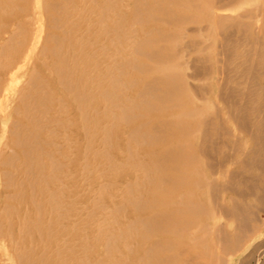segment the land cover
Listing matches in <instances>:
<instances>
[{
	"label": "rangeland",
	"instance_id": "1",
	"mask_svg": "<svg viewBox=\"0 0 264 264\" xmlns=\"http://www.w3.org/2000/svg\"><path fill=\"white\" fill-rule=\"evenodd\" d=\"M164 2L0 0V264L164 263L167 252L160 246L145 249L163 239L152 234L165 225L155 213L181 208L164 204L166 194L174 198L181 189L168 188L166 162L148 155L159 151L168 128L183 125L170 119L175 109H168L152 86L162 76L154 60L164 61L168 54L187 98L215 123L192 131L188 145L195 160L187 165L189 175L177 174L178 182L215 183V176L205 175L227 169L239 190L234 198L249 204L248 218L258 229L244 249L264 245V187L259 196L246 194L259 178L264 185V130L258 131L264 126L257 132L250 128L255 111L264 108V96L250 94L264 84V66L252 65L257 77L247 79L234 57L253 48L263 58L264 36L245 46L242 28L260 34L264 0H213L216 6L230 3L231 10H220L223 23L211 27L214 8L180 10L179 21H173ZM163 26L169 29L167 39ZM258 99L263 108L255 110ZM211 189L200 188L190 198L213 199L217 190ZM240 192L246 198L241 200ZM261 246L259 254L258 248L250 251L255 264L264 261ZM192 255L190 248L177 262L196 264Z\"/></svg>",
	"mask_w": 264,
	"mask_h": 264
},
{
	"label": "bare ground",
	"instance_id": "2",
	"mask_svg": "<svg viewBox=\"0 0 264 264\" xmlns=\"http://www.w3.org/2000/svg\"><path fill=\"white\" fill-rule=\"evenodd\" d=\"M83 1V0H82ZM103 1V0H102ZM154 1V0H153ZM162 1V0H161ZM165 4L162 6H165L164 8V12L166 13V15L168 16V18L170 20L173 21H179L180 17H177V15H175L176 12H179L180 10H184L187 8H194L200 11H203L205 8H209L211 9H215L214 11H211L210 13V17H208V22L210 23V27L211 25L215 26V25H219V23H223L224 21V17L220 15L219 11L220 10H231L230 7V3H223L220 6H216L213 3V0H180V1H174V0H164ZM10 2V1H9ZM93 2V1H92ZM105 2V1H104ZM12 3V2H11ZM112 3V2H111ZM4 5V4H3ZM45 5V4H44ZM142 5V4H141ZM64 7V5H62ZM98 6V5H97ZM106 6V5H105ZM45 7V6H44ZM108 7V6H107ZM143 7V6H142ZM1 8V6H0ZM65 8V7H64ZM75 8V7H74ZM152 8V7H151ZM76 9V8H75ZM102 9V8H101ZM109 9V8H108ZM146 9V8H145ZM163 9V8H162ZM21 10V9H20ZM56 10V9H55ZM54 10V11H55ZM110 10V9H109ZM57 11V10H56ZM101 11V10H99ZM58 12V11H57ZM102 12V11H101ZM163 12V11H162ZM62 13V12H61ZM164 13V14H165ZM77 15V14H76ZM99 16V15H98ZM101 16V15H100ZM149 16V15H148ZM264 16V7L262 5H260V17ZM56 18V17H55ZM59 19V18H58ZM153 19V18H152ZM103 20V19H102ZM261 20V19H260ZM52 21V20H51ZM115 21V20H114ZM57 22V20H56ZM112 22V21H111ZM262 24L264 22V20L261 21ZM260 22V34H258V32H254V31H248L246 29V27L244 26V28H242V33L245 35L244 38V43L245 46H255L257 43H260L258 40H260V37L264 36V26L261 24ZM62 23V22H61ZM100 24V23H99ZM56 25V24H55ZM115 25V24H114ZM101 26V25H100ZM18 27V26H17ZM102 27V26H101ZM164 30L165 33V38L167 39L166 35L169 33V29L166 28L165 26H163L162 28ZM38 30V29H37ZM114 30V29H113ZM119 30V29H118ZM18 31V30H17ZM64 31V30H63ZM16 32V30H15ZM35 33V32H34ZM115 33V32H114ZM117 34V33H116ZM15 35V34H14ZM34 35V34H33ZM262 35V36H261ZM163 36V35H162ZM36 37V36H35ZM32 38V37H31ZM30 38V39H31ZM160 38V37H159ZM158 38V39H159ZM163 38V37H162ZM263 38V37H262ZM36 39V38H35ZM50 39V38H49ZM60 39V38H59ZM68 39V38H67ZM164 39V38H163ZM51 40V39H50ZM63 40V39H62ZM77 40V39H76ZM75 40V41H76ZM263 40V39H262ZM261 40V42H262ZM4 41V40H3ZM32 42V40L30 41V43ZM34 42V41H33ZM61 42V41H60ZM29 43V44H30ZM33 44V43H32ZM264 44V43H263ZM2 45V44H1ZM163 45V44H162ZM262 44H260L261 46ZM53 46V45H52ZM61 46V45H60ZM31 47V46H30ZM166 47V46H164ZM167 48V47H166ZM261 48V47H260ZM28 49V48H27ZM151 49V48H150ZM262 49V48H261ZM95 50V49H94ZM164 50V49H163ZM153 51V50H151ZM150 51L151 57L153 58L154 56L157 55V51L156 55L153 53L154 56H152V53ZM254 51V52H253ZM263 51V50H262ZM28 52V50L26 51V53ZM160 52V51H158ZM168 52V49H167ZM25 53V54H26ZM166 53V50H165ZM24 54V56H25ZM161 54V53H160ZM168 54V53H167ZM27 55V54H26ZM59 55V54H58ZM165 55V54H164ZM262 55V54H261ZM260 55V51H256L253 48H248L247 50L243 51L240 50L238 52H235L234 57L239 58V63L240 65H243L242 67L245 68L243 72V74L247 77H250L251 75L254 76L255 78L257 77V74L255 75V73H253L252 71V65L256 64L259 66H264V56L262 58V56ZM26 59V57H24ZM158 56V55H157ZM159 56H162L159 55ZM169 54L167 55V58L165 57L164 61L161 60H156L158 59L156 57L153 58L154 63H153V67L154 69L158 70L162 76L159 77V79L155 80L152 83V86L158 90L161 91L162 93L160 95L163 94V102H165V106L169 108H174L175 111L173 113H171L170 111V119L174 118L175 121H173L174 123H183L182 127L179 128L177 127L174 130H170V128L167 129V133H165L164 137L162 138V146L160 149H158V152H154V151H148V155L149 157L152 159L154 158V156L159 157L161 159H163L164 162H166L165 166V170H167L168 172V188L170 190L173 189H181V193L176 195V197L171 198L169 196V193L166 194L167 196H164V198L162 199L164 204L169 205V203L171 202H175L180 204L181 208H176L175 210H172V213H170L171 211L168 210L167 212H162L161 214L157 215V213L150 215L149 217L151 218V216L154 215L155 217H158V220L160 221V217H161V221L162 223H165L164 226H162L160 228V226H158V228H156V230L152 233L153 237L155 238V236H161L163 237V239L160 240H152L151 244L149 247H147L146 250H150L152 248H156L158 249V247L160 246L162 249L165 250V252H167L165 259H164V263L163 264H183L180 262H177V258H179L180 256H182V253H184L185 251H187L188 249H192L193 250V255H194V259L196 260V264H250L249 262V258L250 254H251V250H255L257 249V254H259L260 252V246L262 245L260 242H255L253 243L251 246L245 248V243L247 241H251L253 239L254 236H256V232H258V229L255 228L256 226L253 224V222H251L249 220V212H248V205L246 202L242 201L239 202L234 198V194L237 190V186L234 187L231 185L232 182H230L229 178L227 177L228 174L230 173H226L228 172L227 169L224 170V173L222 171H216V172H211L212 174L210 175H205L207 176H215L213 177L215 183H210L212 181H208L207 179L203 180H197L195 182H185L184 184L178 182V175L179 173H186V175L188 174L189 170L188 166L191 162H193L195 160L194 154L195 153V149H193L192 147H190L188 145V138L191 135L193 130L196 129H202L204 128V125L206 126L207 123H209L211 126H213L215 123L213 120H211L210 118L207 117H203V112L197 108H195L194 104L192 103V101H190L189 98H187L186 96V89L184 86V81L182 79L181 76H179V74L175 71V67L173 65V63L169 60L168 58ZM8 57V56H7ZM71 58V57H70ZM24 59V60H25ZM63 59V58H62ZM87 59V58H86ZM74 60V59H73ZM22 61V60H21ZM60 61V60H59ZM74 64V63H73ZM95 64V63H94ZM261 64V65H260ZM8 65V64H7ZM18 65V64H17ZM137 65V64H136ZM245 65V67H244ZM56 66V65H55ZM60 66V65H59ZM66 66V65H65ZM131 67V66H130ZM137 69V66H135ZM134 67V68H135ZM2 68V66L0 67ZM20 68V67H19ZM56 68V67H55ZM242 68V70H243ZM16 69V67H15ZM58 69V68H57ZM60 70V69H59ZM256 70V69H254ZM58 71V70H57ZM63 71V70H62ZM12 72H14V69H12ZM255 72V71H254ZM11 73V72H10ZM15 73V72H14ZM62 73V72H61ZM263 74V73H259V76ZM101 76V75H100ZM113 77V76H112ZM262 77V76H261ZM79 78V76H78ZM251 78V77H250ZM249 78V79H250ZM61 79V78H60ZM70 79V78H69ZM80 79V78H79ZM112 80V79H111ZM116 80V79H115ZM117 81V80H116ZM119 81V80H118ZM117 81V82H118ZM120 82V81H119ZM264 82V81H263ZM85 83V82H84ZM67 84V83H66ZM119 85V84H118ZM73 88V87H72ZM110 88V87H109ZM114 88V87H113ZM116 88V87H115ZM252 90V89H251ZM255 90V89H254ZM264 84L259 83L256 90L255 91H251L250 94L255 92V98H256V94H257V98L258 95L261 94V97L264 96L262 94H264ZM68 91V90H67ZM75 92V91H74ZM100 92V90H99ZM108 92V91H107ZM262 92V93H261ZM112 93V92H111ZM74 94V93H73ZM83 95V94H82ZM101 95V94H100ZM107 95V93H106ZM254 95V94H252ZM102 96V95H101ZM108 96V95H107ZM251 96V95H250ZM74 96H72L73 99ZM252 97V96H251ZM1 98V97H0ZM75 98V97H74ZM162 98V97H161ZM187 98V99H186ZM255 98H251V99H255ZM261 99V98H260ZM58 100V99H57ZM74 100V99H73ZM80 100V99H79ZM104 100V97H103ZM162 100V99H161ZM258 101H260L258 99ZM261 102V101H260ZM257 102V103H260ZM263 102V100H262ZM262 102L260 104L254 107V109H260L263 107H259L262 106ZM79 103V102H78ZM84 103V102H82ZM90 103V102H89ZM253 103V102H252ZM264 103V102H263ZM62 104V103H61ZM85 104V103H84ZM60 105V104H59ZM88 105V103H87ZM89 107V106H88ZM135 107V106H134ZM126 108V107H125ZM127 109V108H126ZM150 109V108H149ZM83 110L84 107H83ZM93 110V109H92ZM264 110L261 109L262 114H264V112L262 111ZM80 111V110H79ZM130 111V110H129ZM259 110L255 111V115H254V121L250 123L251 127L250 128H254L252 130H257V128H259V126L262 125V127L264 126L263 124H261V119H263V123H264V118H261L264 115H260V113L258 114ZM86 112V111H84ZM83 113V112H82ZM81 113V114H82ZM80 114V115H81ZM124 115V114H123ZM260 115V117H259ZM84 116V114H83ZM119 116V115H118ZM150 117V116H149ZM92 118V117H91ZM123 118V117H122ZM130 118V117H129ZM260 118V120H259ZM179 121H177V120ZM193 119V120H192ZM173 120V119H172ZM171 120V121H172ZM126 122V120H125ZM164 122V121H162ZM56 123V122H54ZM67 123V122H66ZM155 122H152V124ZM163 124V123H162ZM166 124V123H165ZM164 124V125H165ZM169 125V124H168ZM156 126V125H155ZM163 126V125H162ZM167 126V124H166ZM94 127V126H93ZM217 127V125H216ZM260 127V128H262ZM156 128V127H155ZM158 128V127H157ZM209 128V127H207ZM206 129V127H205ZM211 129V128H210ZM213 129V128H212ZM155 130L154 127L152 129V131ZM162 130V129H161ZM215 130V129H214ZM264 130L262 129H258V131ZM150 131V130H149ZM158 131V130H157ZM259 131V132H260ZM156 132V130H155ZM203 132V131H202ZM205 132V130H204ZM208 132V131H206ZM253 132V131H252ZM257 132V131H256ZM264 132V131H263ZM137 133V132H135ZM134 133V136H135ZM143 133V132H142ZM141 133V134H142ZM145 133V132H144ZM143 133V135H144ZM140 134V135H141ZM146 134H148L146 132ZM258 134V133H256ZM262 134V131H261ZM157 135V133H156ZM205 135V134H204ZM203 135V136H204ZM208 135V134H207ZM213 135V134H211ZM133 136V134H132ZM139 136V134H138ZM151 136V135H150ZM215 136V135H214ZM259 136L261 137V135L259 134ZM263 136V135H262ZM143 137V136H142ZM153 137V136H152ZM133 138V137H132ZM136 138V137H134ZM141 138V137H140ZM144 138V137H143ZM157 138V137H156ZM155 138V139H156ZM208 138V137H206ZM213 138V137H212ZM147 139V138H146ZM153 140V139H152ZM157 140V139H156ZM148 141V140H147ZM180 141V142H179ZM262 141V140H260ZM261 150L263 151L264 147L261 144ZM163 147V148H162ZM259 151L260 155L261 151L255 150V153ZM239 153V152H238ZM247 153V152H244ZM243 153V154H244ZM252 153V152H251ZM250 153V155H251ZM254 154V151L252 153V155ZM263 154V153H262ZM262 154L260 157H262ZM249 155V153H248ZM257 155V154H256ZM255 155V156H256ZM264 155V154H263ZM246 156V155H245ZM252 158V156H249ZM155 158V159H156ZM181 159V160H178ZM264 159V158H261ZM159 160V159H158ZM176 160H178L179 162H181L180 164H177L179 162H177ZM176 161V162H175ZM262 163V160H260ZM264 161V160H263ZM153 162V161H152ZM55 163V162H54ZM155 163V161H154ZM159 163V161H158ZM153 164V163H152ZM160 164V163H159ZM264 164V162H263ZM261 165V164H260ZM155 166V164H154ZM153 166V167H154ZM159 166V165H158ZM164 166V167H165ZM261 167V166H260ZM264 167V165H263ZM260 168V171H264L262 170V168ZM154 169L156 170V168L154 167ZM158 169V167H157ZM264 169V168H263ZM144 171V170H143ZM259 171V173H260ZM164 172V171H163ZM196 173V172H195ZM258 173V174H259ZM263 173V172H261ZM260 173V174H261ZM257 174V175H258ZM259 174V175H260ZM189 175V174H188ZM264 175V174H263ZM229 176V175H228ZM236 176V175H235ZM243 176V175H242ZM262 176V174H261ZM157 177V176H156ZM180 177V176H179ZM183 177V176H182ZM185 177V174H184ZM218 177H222L223 181L219 182L218 181ZM239 177V176H238ZM234 178V177H232ZM231 178V179H232ZM241 178V177H240ZM250 178V177H247ZM246 179V178H244ZM161 178H160V183L161 182ZM207 180V181H206ZM220 180V179H219ZM260 178H259V182L257 183V186L252 188L249 191L243 190V193L249 194L250 196H259L258 190H261V187H264V185L260 184ZM239 181V180H238ZM258 181V180H256ZM263 183H264V179H262ZM167 182V181H165ZM236 182V180H235ZM242 184L243 182L246 183V181H241ZM240 182V183H241ZM248 182V180H247ZM250 183V182H248ZM252 183V182H251ZM131 184V183H130ZM181 184L180 187H177ZM233 184V183H232ZM241 184V185H242ZM256 182L254 183L255 186ZM184 185V186H183ZM237 185V182L236 184ZM246 185V184H244ZM249 186H251V184H248ZM253 185V184H252ZM216 188L214 190H217V193L215 192V196L212 197H207L206 201H204V199H199V198H195L194 200H191V195L192 193L196 192L197 190H199L200 188H204V189H210L211 188ZM252 187V186H251ZM236 188V189H235ZM209 190V191H210ZM239 191V190H238ZM237 191V192H238ZM263 191V190H261ZM214 192V191H212ZM249 192V193H248ZM211 193V192H210ZM209 193V194H210ZM239 193V192H238ZM237 193V194H238ZM243 193L240 192V194H238V196L241 197V200L243 198H246V194L243 195ZM207 194V193H206ZM213 194V193H212ZM210 194V195H212ZM236 195V194H235ZM247 195V196H249ZM207 196V195H206ZM258 198V197H256ZM262 198V197H261ZM52 199V198H51ZM34 200V199H33ZM215 203V207H213V201ZM154 201V200H153ZM261 201V200H260ZM32 203V202H31ZM261 205V204H260ZM54 206V205H52ZM142 207H144L142 205ZM255 207V206H254ZM53 209V208H52ZM170 211V212H169ZM178 211V212H177ZM161 212V211H160ZM169 212V213H168ZM253 212V211H252ZM263 212V211H262ZM166 213V214H164ZM174 213H180V217H178V214L175 215ZM254 213V212H253ZM252 213V214H253ZM50 214V213H49ZM148 216V215H147ZM160 216V217H159ZM146 218V217H145ZM223 218V220L220 222L219 219ZM255 218V217H254ZM48 219V218H47ZM251 219V218H250ZM36 220V219H35ZM177 220V221H175ZM258 220V219H257ZM152 221V220H151ZM154 221V220H153ZM160 221V222H161ZM26 222V221H25ZM148 223V222H147ZM32 224V223H31ZM144 224V223H143ZM156 223L154 222V225ZM258 225H260L258 223ZM25 226V225H24ZM49 226V225H48ZM29 227V226H28ZM28 227L26 229H28ZM144 227V226H143ZM147 228V227H146ZM259 228V226H258ZM25 229V230H26ZM38 230V229H37ZM146 230V229H145ZM24 232V231H23ZM39 232V231H38ZM37 232V233H38ZM40 233V232H39ZM41 234V233H40ZM21 235V234H20ZM29 235V234H28ZM38 236V235H37ZM113 236V235H112ZM164 236H169L168 238H164ZM40 238V237H39ZM85 240V239H84ZM264 241V240H263ZM157 242L159 243V245L157 244ZM108 243V242H107ZM105 243V244H107ZM161 243V244H160ZM264 244V243H263ZM123 245V244H122ZM176 246L177 248H181L180 250L177 249L176 252H172L171 250L173 249V247ZM264 246V245H262ZM261 246V247H262ZM84 247V246H83ZM30 248V247H29ZM31 249V248H30ZM44 249V248H43ZM160 249V248H159ZM130 250V249H129ZM259 250V251H258ZM142 252V253H145ZM31 252V251H30ZM42 252V251H41ZM170 252V253H169ZM264 252V251H263ZM262 252V253H263ZM256 253V252H255ZM57 254V253H56ZM147 254V252H146ZM256 254V255H257ZM192 255V256H193ZM185 256V255H184ZM263 256V255H261ZM162 257V256H161ZM189 257V256H188ZM257 257V256H256ZM45 258V257H44ZM262 258V257H261ZM146 259V258H145ZM190 259V258H188ZM253 259V258H251ZM256 258L253 259V262L251 264H255L254 260ZM147 260V259H146ZM154 260V259H153ZM261 260V259H260ZM187 261V260H186ZM256 261V260H255ZM153 262V261H152ZM159 262V261H158ZM184 262V261H183ZM31 263V262H30ZM29 263V264H30ZM123 263V262H122ZM188 264L191 263V260H189V262H187ZM186 263V264H187ZM82 264V263H81ZM185 264V262H184ZM260 264H264V261H262Z\"/></svg>",
	"mask_w": 264,
	"mask_h": 264
}]
</instances>
